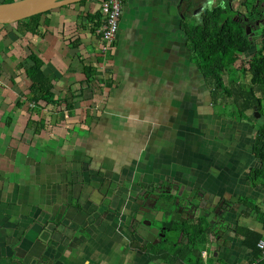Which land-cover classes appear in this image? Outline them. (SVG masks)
<instances>
[{
  "label": "crops",
  "instance_id": "obj_1",
  "mask_svg": "<svg viewBox=\"0 0 264 264\" xmlns=\"http://www.w3.org/2000/svg\"><path fill=\"white\" fill-rule=\"evenodd\" d=\"M179 2L124 0L106 68L93 29L101 0L50 10L38 33L0 26V264H171L156 253L170 239L189 244L200 219L149 248L127 219L138 195L161 186L225 204L223 233L209 236L202 260L249 264L240 229L264 239L249 207L264 209V181H250L259 122L247 117L254 110L234 116L213 100ZM228 2L246 13L242 0ZM30 53L43 61L53 103L30 98Z\"/></svg>",
  "mask_w": 264,
  "mask_h": 264
},
{
  "label": "trees",
  "instance_id": "obj_2",
  "mask_svg": "<svg viewBox=\"0 0 264 264\" xmlns=\"http://www.w3.org/2000/svg\"><path fill=\"white\" fill-rule=\"evenodd\" d=\"M86 0H80L77 4H82ZM187 1V0H185ZM189 1V2H188ZM189 8L195 3L188 0ZM257 5L263 0H242L246 7V13L241 14L230 8L226 1L212 0L210 8L203 10V22L195 24L190 21L188 15L182 19L181 29L184 31L186 45L190 51V59L200 69L205 81L208 83L213 100H223L224 103L233 107V115H244L246 111L257 110L264 116V28L263 36L258 43L249 40L248 33L245 32L243 18L251 17L250 12L258 10ZM71 4H67L69 6ZM50 10L38 13L17 21V25H22L24 30L31 33H38L41 23V16ZM228 13V14H226ZM88 13H86V17ZM99 21L93 25L97 30L101 25ZM45 23V22H43ZM47 24V23H46ZM3 24L0 26H8ZM111 54V53H110ZM247 54V59L241 55ZM32 64L26 68V74L31 80L30 98L33 101L44 100L47 103L55 102L51 92V79L42 70L43 61L36 54L28 55ZM88 67V72L96 80L97 72ZM94 72V73H91ZM96 72V73H95ZM248 73L250 81L245 82L243 76ZM250 120L257 119L249 113ZM254 153L260 159V167L251 171L250 181L258 183L261 178L264 181V124H259L255 135ZM252 204V203H251ZM252 212L257 214L258 220L264 229V209L259 206L250 205ZM193 226L189 231L190 243L187 245L177 244L170 239L156 253L160 259L169 261L171 264H212V259L203 261L202 251L208 243V237L212 229L207 222ZM243 235L242 243L249 249L251 259L249 264H264V257L257 247V243L263 238L259 231L241 228ZM171 243V244H170ZM172 245V246H171ZM154 258V256H153Z\"/></svg>",
  "mask_w": 264,
  "mask_h": 264
},
{
  "label": "water",
  "instance_id": "obj_3",
  "mask_svg": "<svg viewBox=\"0 0 264 264\" xmlns=\"http://www.w3.org/2000/svg\"><path fill=\"white\" fill-rule=\"evenodd\" d=\"M78 1L80 0H14L2 2L0 3V24H13L32 15ZM193 2L195 4L189 8L188 3L185 6V0H180L178 5L180 17L183 19L185 15H188L195 19V24L202 23L203 10L210 8L212 0H193ZM257 4L258 1L256 3L258 10L250 12L251 17L248 21L254 20L256 25L264 26V0L260 5ZM245 21L243 19V22ZM244 26L246 33H250L251 36L255 34V32H251L249 23ZM251 36H249V40H251ZM259 36L262 37L263 33H259ZM253 116L259 124H264V116L260 115L257 110H254ZM160 189L161 187L152 192H143L138 195L136 204L139 207L135 212L136 215L130 214L129 223L131 227L134 228L139 222L136 231H141V236L145 240L152 241V243L168 240L169 238L165 234L171 237L170 234L180 231L177 230L178 226L173 225L174 222L185 224L187 220L193 221V219H200L199 222L196 220L197 224L202 221L207 222L212 229L210 236L213 238L215 236V240L218 239L220 231H222L221 224L226 217L225 212H219L220 206L223 205L216 204V206L207 207L203 203L204 195L185 193L178 187L173 190L168 187H164L163 190ZM137 212L142 216L134 222ZM131 227L130 229L133 230Z\"/></svg>",
  "mask_w": 264,
  "mask_h": 264
},
{
  "label": "built area",
  "instance_id": "obj_4",
  "mask_svg": "<svg viewBox=\"0 0 264 264\" xmlns=\"http://www.w3.org/2000/svg\"><path fill=\"white\" fill-rule=\"evenodd\" d=\"M124 0H101L100 13L102 15L101 25L97 29L100 41V53L103 56L102 68H106L108 63V55L114 49L117 32L119 28V20L122 13ZM257 247L261 251V256L264 257V239H260ZM206 253L202 252V258H205ZM251 264H256L252 262Z\"/></svg>",
  "mask_w": 264,
  "mask_h": 264
},
{
  "label": "flooded vegetation",
  "instance_id": "obj_5",
  "mask_svg": "<svg viewBox=\"0 0 264 264\" xmlns=\"http://www.w3.org/2000/svg\"><path fill=\"white\" fill-rule=\"evenodd\" d=\"M188 1V0H187ZM187 1H185L186 3H185V6L187 5ZM191 1H193V0H191ZM223 1H226V2H228V0H222V2ZM189 2V1H188ZM229 3V2H228ZM184 7V6H183ZM192 7V6H191ZM249 18L250 17H248V16H245V18H243V19H245L246 21L244 22V23H249L250 25H251V32H255V34L254 35H250V33H248L247 35L248 36H251V40L254 42V43H258L259 41H260V36H259V33H262L263 31H262V29L264 28V26H259V25H256L255 24V22H254V20L253 21H248L249 20ZM259 32V33H256V32ZM159 188V187H158ZM157 188V189H158ZM160 190H163V187L161 186V189ZM135 202H137V198L134 200V203ZM136 204V203H135ZM223 206H220V208H219V212H223L224 210H225V208H223L224 207V205L225 204H222ZM139 206H138V204L136 205V209H134V211L131 213V214H133L134 213V215L133 216H135L136 214H135V212H136V210H137V208H138ZM225 207H226V205H225ZM223 210H222V209ZM139 212V211H138ZM137 212V217H136V219L134 220V222L135 221H137V219L140 217V216H142L141 214H139ZM132 216V217H133ZM127 219L130 221V219H131V217H130V215H129V217H127ZM138 224H139V222L137 223V225L133 228V227H131V224L129 223V226L133 229V230H131L130 229V227H129V229H130V231H132V235H136L137 236V238H139V240H140V242H141V244H144V246H146L147 248H149V245L150 246H154L153 244H159V243H161V242H159V243H152V241H148V240H145L142 236H141V231H136V228H137V226H138ZM184 225H186V224H182V225H179L178 227H181V226H184ZM222 227H224V221H223V223L221 224V228ZM179 232H183V231H179ZM223 233V231H220V235ZM166 235V237H167V234H165ZM220 235H219V237H218V239H220ZM217 239V240H218ZM214 240H215V236H214ZM217 240H215V241H217ZM165 241H168V240H165ZM135 242H137L138 243V241H135Z\"/></svg>",
  "mask_w": 264,
  "mask_h": 264
},
{
  "label": "rangeland",
  "instance_id": "obj_6",
  "mask_svg": "<svg viewBox=\"0 0 264 264\" xmlns=\"http://www.w3.org/2000/svg\"><path fill=\"white\" fill-rule=\"evenodd\" d=\"M1 1H5V3H6V2L14 1V0H1ZM1 3H2V2H1ZM222 3H224V2H222ZM226 14H228V13H226ZM190 21H194V18H192ZM245 59H246V58H245ZM246 74H248V73H246ZM246 74H245V75H246ZM248 77H249V74H248L247 78H248ZM232 110H233V107H232ZM167 237L169 238L170 236L167 235Z\"/></svg>",
  "mask_w": 264,
  "mask_h": 264
}]
</instances>
